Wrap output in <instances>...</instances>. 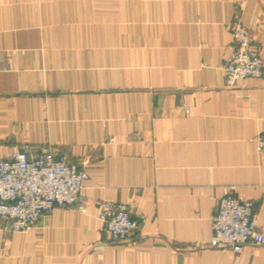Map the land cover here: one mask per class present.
<instances>
[{"label":"crops","instance_id":"0c3cea01","mask_svg":"<svg viewBox=\"0 0 264 264\" xmlns=\"http://www.w3.org/2000/svg\"><path fill=\"white\" fill-rule=\"evenodd\" d=\"M235 14L264 63V0H0V159L50 148L87 174L26 231L0 217V264H264V244L211 245L231 187L264 235V73L225 85Z\"/></svg>","mask_w":264,"mask_h":264},{"label":"built area","instance_id":"2783aa9c","mask_svg":"<svg viewBox=\"0 0 264 264\" xmlns=\"http://www.w3.org/2000/svg\"><path fill=\"white\" fill-rule=\"evenodd\" d=\"M255 23V21H253ZM232 42L225 65V85L234 88L246 78L264 73V63L253 43L251 28L238 14L229 23ZM258 152H264V131L256 137ZM86 171L83 166L57 156L44 148L37 156L16 150L0 159V217L15 232L26 231L56 207L67 208L80 202ZM99 217L116 242L124 241L139 228L126 204L100 203ZM214 247L231 248L240 253L247 246L263 245L256 204L233 193L221 198L212 217Z\"/></svg>","mask_w":264,"mask_h":264},{"label":"rangeland","instance_id":"374dc122","mask_svg":"<svg viewBox=\"0 0 264 264\" xmlns=\"http://www.w3.org/2000/svg\"><path fill=\"white\" fill-rule=\"evenodd\" d=\"M77 205V204H76ZM73 206H75V205H73ZM70 207H72V206H70ZM67 208H69V207H67Z\"/></svg>","mask_w":264,"mask_h":264}]
</instances>
